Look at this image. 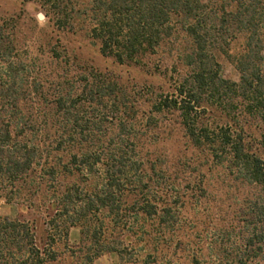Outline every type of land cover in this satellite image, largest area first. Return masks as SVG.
Returning <instances> with one entry per match:
<instances>
[{"label": "trees", "instance_id": "obj_1", "mask_svg": "<svg viewBox=\"0 0 264 264\" xmlns=\"http://www.w3.org/2000/svg\"><path fill=\"white\" fill-rule=\"evenodd\" d=\"M29 1L61 31L86 27L101 54L123 65L143 64L181 34L187 47L178 64L186 71L173 91L144 97L84 68L65 47L21 60L15 33L0 19V187H10L8 200L27 215L0 216V264H55L74 227L81 239L71 251L82 264L109 253L138 264L121 249L134 243L128 230L151 246L175 226L193 182L174 179L180 167L157 156L169 129L235 180L264 191L262 147L247 131L255 126L264 139V0ZM215 51L230 58L239 81L221 74ZM261 194L252 216L264 224Z\"/></svg>", "mask_w": 264, "mask_h": 264}, {"label": "rangeland", "instance_id": "obj_2", "mask_svg": "<svg viewBox=\"0 0 264 264\" xmlns=\"http://www.w3.org/2000/svg\"><path fill=\"white\" fill-rule=\"evenodd\" d=\"M0 19L6 21L10 31L15 33L21 60L32 61L38 52L47 50L50 45L65 47L73 60L84 68L108 73L144 97L150 91H173L174 79L186 71L178 64V52L187 47L186 38L181 34L174 37L160 53L146 58L143 64L123 65L101 54L99 44L91 39L86 27L74 31L57 29L37 2L0 0ZM240 45L241 40L233 45L232 53H237ZM214 53L221 64V74L226 79L239 81V72L230 58L219 51ZM2 73L0 63V77ZM2 84L0 81V87ZM22 92L18 91L19 94ZM217 117L219 123H224L220 115ZM247 131L251 137L259 139L262 147L260 155L264 159L263 132L255 126ZM160 139V146L151 149L158 150L157 156L180 167L177 168L179 173H172L173 178L177 181L190 178L193 182L188 187L189 192L185 191L189 194L182 192L187 198L185 205L179 204L175 226L157 233L151 246H146V236L128 230L134 243H122L125 257L134 258L138 264H144L145 260H149L150 264H241V256L247 255L250 259L244 264H264V239L259 240L257 236L261 232L264 237V224L260 218L252 216L255 195L262 193L264 196V191L235 180L221 167L206 161L202 153L191 147L182 131L166 130ZM8 189L5 192L0 187V216L16 219L23 214L18 201L8 200L6 193L10 195V187ZM130 215L132 221L133 212ZM25 217L27 215L24 214L22 219ZM249 235L255 242L247 247L244 238ZM80 239V229L71 228L68 248L64 242L57 246L60 259L55 264H82L80 255L73 256L71 251L79 247ZM148 255H151L150 259ZM94 264L133 263L122 260L117 253H109L98 258Z\"/></svg>", "mask_w": 264, "mask_h": 264}]
</instances>
